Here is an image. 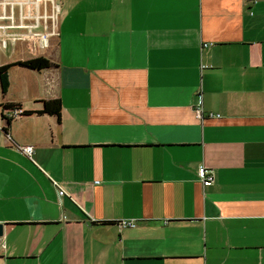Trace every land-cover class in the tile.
Returning <instances> with one entry per match:
<instances>
[{
  "label": "crops",
  "instance_id": "crops-1",
  "mask_svg": "<svg viewBox=\"0 0 264 264\" xmlns=\"http://www.w3.org/2000/svg\"><path fill=\"white\" fill-rule=\"evenodd\" d=\"M52 43L0 85L61 102L0 114V264H264V0H61Z\"/></svg>",
  "mask_w": 264,
  "mask_h": 264
},
{
  "label": "built area",
  "instance_id": "built-area-1",
  "mask_svg": "<svg viewBox=\"0 0 264 264\" xmlns=\"http://www.w3.org/2000/svg\"><path fill=\"white\" fill-rule=\"evenodd\" d=\"M60 0H0V46L7 48L20 40L25 41L33 57L47 54L53 46L52 39L57 35V22L60 13ZM196 116L202 117L201 95H196ZM21 109L3 113L17 116ZM208 116H213L209 114ZM218 116V115H214ZM3 120V119H2ZM5 122V120H3ZM1 128V125H0ZM20 150L31 158L33 146L23 145ZM198 173L204 182H213L214 173L199 166ZM59 190V194H63ZM122 226H133L132 221H122Z\"/></svg>",
  "mask_w": 264,
  "mask_h": 264
},
{
  "label": "trees",
  "instance_id": "trees-1",
  "mask_svg": "<svg viewBox=\"0 0 264 264\" xmlns=\"http://www.w3.org/2000/svg\"><path fill=\"white\" fill-rule=\"evenodd\" d=\"M12 66H19L26 69L34 70V71H41L43 69L50 68L53 66V62L50 61L46 57L37 56L28 58L22 61H16L13 63L5 64L0 66V85H1V92L4 94L8 88V70ZM42 107L38 110H22L20 115H50L54 116L58 121L60 118V111H61V102L59 99H47L41 100ZM20 104L15 102H6L0 103V114L1 118L5 120V127L2 130L5 131L6 135L8 134V127L9 123L12 120V116L4 115L3 113L14 110L20 109ZM101 223H108V222H101Z\"/></svg>",
  "mask_w": 264,
  "mask_h": 264
},
{
  "label": "water",
  "instance_id": "water-1",
  "mask_svg": "<svg viewBox=\"0 0 264 264\" xmlns=\"http://www.w3.org/2000/svg\"><path fill=\"white\" fill-rule=\"evenodd\" d=\"M2 231H3V224L0 223V236L2 235Z\"/></svg>",
  "mask_w": 264,
  "mask_h": 264
},
{
  "label": "rangeland",
  "instance_id": "rangeland-1",
  "mask_svg": "<svg viewBox=\"0 0 264 264\" xmlns=\"http://www.w3.org/2000/svg\"><path fill=\"white\" fill-rule=\"evenodd\" d=\"M61 1V0H60ZM60 3V2H59ZM33 76V75H32Z\"/></svg>",
  "mask_w": 264,
  "mask_h": 264
}]
</instances>
